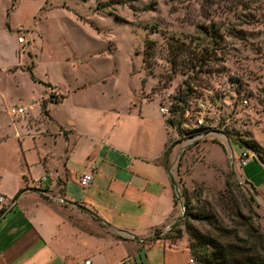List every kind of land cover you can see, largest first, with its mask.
<instances>
[{
    "label": "rangeland",
    "instance_id": "374dc122",
    "mask_svg": "<svg viewBox=\"0 0 264 264\" xmlns=\"http://www.w3.org/2000/svg\"><path fill=\"white\" fill-rule=\"evenodd\" d=\"M214 25L222 35L217 46L206 33ZM58 95L64 99L55 104ZM30 103L33 109L23 117L8 114L13 105ZM162 105L168 114L160 113ZM263 110L264 0H0V193L17 196L21 168L29 169L32 180L44 175L39 155L50 154L60 165L68 148L61 130H74L70 147L79 137L71 157L77 170L90 164L100 169L107 137L151 154L165 137V120L168 145L178 140L168 171L180 194L175 191L174 209L172 201L167 207L170 218H182L153 246L152 264L163 261L169 246L171 264H191L182 185L192 193L195 210H215L227 227L243 221L240 212L264 232V201L244 180L264 195V164L258 158L246 167L238 164L252 131L264 144ZM79 177L67 182L69 202L87 204L92 195ZM128 180L122 175V190ZM93 198L106 203L110 196ZM122 212L121 220L134 218ZM148 224L137 225L139 234L145 236ZM195 225L214 233V225Z\"/></svg>",
    "mask_w": 264,
    "mask_h": 264
},
{
    "label": "crops",
    "instance_id": "0c3cea01",
    "mask_svg": "<svg viewBox=\"0 0 264 264\" xmlns=\"http://www.w3.org/2000/svg\"><path fill=\"white\" fill-rule=\"evenodd\" d=\"M63 99L64 96H59L58 103ZM262 120L264 121V110ZM70 124L72 127L76 126L72 120ZM162 129L165 137L159 148L154 149L151 154L107 137L105 142L108 147L104 152L102 168L97 169L95 174L97 183H105L107 187H99L101 183L95 184L93 180L92 185L84 190L85 194L92 195L87 204L83 203L84 200L69 202V178L73 179L78 174L81 176L89 165L84 170H77L71 157L76 152L79 137L73 138L70 147L69 138L74 130H61L60 133L67 132L64 136L68 148L60 165L55 164L58 161L50 154L39 155L43 174L48 175L43 188L54 198L37 191L29 169L25 172L21 168V187L15 188V204L11 208L5 207V213L0 217V264H73L84 260H90L91 264H118L128 257L134 258L137 264H152L154 261L151 262L150 254L153 246L162 240L149 247L140 241L151 238L155 230L160 231L161 227L166 228L175 220L173 214L169 217L170 205L167 207L168 202L172 201L174 209L175 190L170 173L165 167L164 152L169 142L165 120ZM250 135L264 151V144L257 139L255 132L252 131ZM87 137L91 141L94 139L89 135ZM101 142L106 145L103 140ZM143 161H151L155 167H145L141 163ZM109 170L112 173L110 181L106 183V172ZM124 174L129 177L126 184L129 187L122 190L119 184ZM244 180L257 191L259 199L264 201L261 187L249 179ZM0 194L7 195L5 192ZM104 194L110 196L106 203L93 198L94 195L100 197ZM60 196L66 204L55 201V197ZM75 203H80L92 213L79 209ZM122 209L133 214L134 218L121 220L117 214L124 213ZM163 214L167 218L161 221L159 218ZM146 220L149 227L144 236L139 234L140 228L137 225ZM173 250L170 246L168 250L165 249L163 261L158 264H171L169 252ZM187 253L190 257L188 248ZM190 259L191 257L189 263L195 264Z\"/></svg>",
    "mask_w": 264,
    "mask_h": 264
},
{
    "label": "trees",
    "instance_id": "16d2710c",
    "mask_svg": "<svg viewBox=\"0 0 264 264\" xmlns=\"http://www.w3.org/2000/svg\"><path fill=\"white\" fill-rule=\"evenodd\" d=\"M8 16L9 12L7 13V18ZM206 33L214 39V45L217 46L219 42H221L222 35L220 34L219 28L215 27V25L214 29L210 27V29H207ZM29 72L31 73V78L35 80L32 71L30 70ZM178 99L180 101H185L181 96L178 97ZM54 102L58 103V101ZM228 138L229 140L232 139L230 135H228ZM177 143L178 140L172 142L167 146L164 152L165 167L167 169L173 149ZM242 143L245 144V147L257 151L260 160L264 162V151L256 141L251 140L250 142ZM251 188L257 195V191H255L253 187ZM180 189L183 206L186 210L182 224L189 237L188 249L191 258L193 261H196V264H264V232L261 230L260 226L255 224L252 218L242 215L239 212L238 216L242 218L243 221L235 224L234 227L224 226L217 220L215 210H195L192 207L193 197L190 190L183 185ZM242 192L247 196L248 201L255 203L254 197L244 187ZM177 203V194L175 193L174 205ZM4 213L5 209L1 208L0 217ZM195 222L214 225V233L202 231L195 225ZM177 226L178 224L176 223L171 227L170 231H173L172 228ZM155 232H157V230H155ZM181 236V232L178 231L176 237L180 238ZM161 239L159 235H156L151 238L142 239L140 242L147 247Z\"/></svg>",
    "mask_w": 264,
    "mask_h": 264
},
{
    "label": "built area",
    "instance_id": "2783aa9c",
    "mask_svg": "<svg viewBox=\"0 0 264 264\" xmlns=\"http://www.w3.org/2000/svg\"><path fill=\"white\" fill-rule=\"evenodd\" d=\"M18 41L20 43L24 42V39L22 37H20L18 39ZM242 104L244 107H249V102L248 100H243ZM200 108H204V103H200L199 104ZM33 109V104H27V105H13L12 107L9 108L8 110V114L14 117H23L24 115H26L28 113L29 110ZM160 113L162 115H166L169 112V109L167 108V106L162 105L159 107ZM197 124L198 126H201L203 124V119L198 118L197 119ZM259 159V154L257 151L255 150H251L247 147L241 148V152L238 155V164L240 167H243L245 165H247L251 160L253 159ZM97 173V167L94 164H90L86 171H84V173H82V175L79 178V185L80 187H82L84 190L88 189L94 180V176ZM48 180V175L44 174L42 175L39 179L34 181V188L39 191L41 194H43L46 197H52L53 196L50 195L49 191L46 190L45 188H43V183L45 181ZM55 201L58 204H66V201L63 199V197H55ZM15 204V200L12 199H7L5 195L0 194V209L1 208H11L12 206H14ZM171 228L166 227L163 231H157L156 233H154L153 235H159L162 236L164 234H166L168 231H170ZM162 232V233H161ZM191 262H193V259L190 260ZM73 264H91L90 260H84L81 263H73ZM118 264H137L136 260L132 257H128L124 260H122L121 262H119Z\"/></svg>",
    "mask_w": 264,
    "mask_h": 264
},
{
    "label": "water",
    "instance_id": "95a60500",
    "mask_svg": "<svg viewBox=\"0 0 264 264\" xmlns=\"http://www.w3.org/2000/svg\"><path fill=\"white\" fill-rule=\"evenodd\" d=\"M187 145H189V143H187L186 144V146ZM228 147H229V149H230V151H231V146H230V144L228 143ZM170 179H171V183H172V185H173V187H174V190L176 191V193H178V183H177V181H176V179H175V177L172 175V174H170ZM180 194L178 193V196H179ZM76 207H78L79 209H82V210H84V211H87V212H89V213H92L90 210H88V209H86L85 207H83L82 205H80L79 203H75L74 204ZM181 207L183 208V204L181 203ZM181 218L182 217H178L177 219H175L174 221H173V223L171 224V225H169L168 227L169 228H171L173 225H175L178 221H180L181 220Z\"/></svg>",
    "mask_w": 264,
    "mask_h": 264
}]
</instances>
